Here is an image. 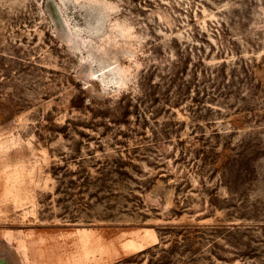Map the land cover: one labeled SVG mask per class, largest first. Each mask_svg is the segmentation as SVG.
<instances>
[{"label":"rangeland","instance_id":"obj_1","mask_svg":"<svg viewBox=\"0 0 264 264\" xmlns=\"http://www.w3.org/2000/svg\"><path fill=\"white\" fill-rule=\"evenodd\" d=\"M0 264H264V0H0Z\"/></svg>","mask_w":264,"mask_h":264},{"label":"clouds","instance_id":"obj_2","mask_svg":"<svg viewBox=\"0 0 264 264\" xmlns=\"http://www.w3.org/2000/svg\"><path fill=\"white\" fill-rule=\"evenodd\" d=\"M128 28H131L134 31V27L131 25L129 21H124L123 22Z\"/></svg>","mask_w":264,"mask_h":264}]
</instances>
